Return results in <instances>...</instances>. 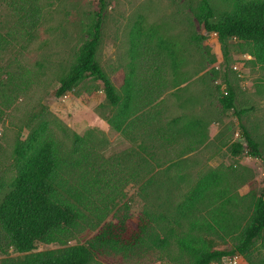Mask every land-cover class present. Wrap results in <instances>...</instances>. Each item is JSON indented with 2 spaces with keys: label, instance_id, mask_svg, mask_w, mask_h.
I'll return each mask as SVG.
<instances>
[{
  "label": "rangeland",
  "instance_id": "374dc122",
  "mask_svg": "<svg viewBox=\"0 0 264 264\" xmlns=\"http://www.w3.org/2000/svg\"><path fill=\"white\" fill-rule=\"evenodd\" d=\"M210 1L218 16L239 0ZM198 4L199 0H105L97 56L119 90L129 72L130 34L136 22H142L147 32L156 29L157 35L173 43L179 56L174 71L162 53L168 63V87L146 108L147 115L155 114L156 118L140 121L136 130L140 136L131 140L105 119L104 115L111 112L102 90L89 98L74 92L59 98L55 95L60 78L91 38L99 0H0V32L12 36L0 65L29 68L37 79L30 94L21 97L0 121L1 195L9 191L15 175L14 141L18 134L23 138L29 134L28 122L44 108L50 130L63 145L70 150L75 135L80 136L81 151H89V160L103 172L96 198L115 197L119 206L129 202L134 217L140 206L146 207L155 216H165L159 221L161 227L178 234L189 231L196 221L222 222L219 227H196L194 232L211 240L215 248L231 249L235 232L252 214V192L260 194L264 187L262 161L246 153L234 156L230 149L233 142H244L243 123L260 141L264 155V65L241 52L235 39L230 40L229 59H224L217 34L207 32L196 18ZM228 82L236 92L237 108H252L241 120L233 110H224L220 102ZM87 83L93 82L88 79ZM79 90L84 92L82 87ZM187 118L199 120L201 126L187 128ZM158 128L164 129L168 138L158 136ZM142 142L154 153L147 157L150 174L131 181L124 171L141 161L139 155L145 156L139 150ZM217 169L227 176L220 185L227 193L212 189L197 205L185 201L198 180ZM142 186L146 187L145 194L140 192ZM95 231L85 224L66 245L38 243L35 251L84 244ZM22 256L11 250L8 256L0 255V260ZM254 259L255 263L264 259V246ZM94 264L116 262L98 259ZM213 264L250 263L236 254Z\"/></svg>",
  "mask_w": 264,
  "mask_h": 264
},
{
  "label": "trees",
  "instance_id": "16d2710c",
  "mask_svg": "<svg viewBox=\"0 0 264 264\" xmlns=\"http://www.w3.org/2000/svg\"><path fill=\"white\" fill-rule=\"evenodd\" d=\"M99 3L91 38L83 43L75 61L60 78L55 95L59 98L74 92L89 98L102 90L111 112L104 115L105 119L114 130L135 140L140 136L136 131L140 121L156 118L155 114L147 115V106L158 101L168 87V63L162 53L170 59L174 71L179 56L173 43L157 35L156 29L147 32L142 22H136L130 34L129 72L119 90L97 56L105 0ZM195 15L207 32L217 34L224 59H229L230 40L235 39L241 52L264 65V0H239L231 10L218 16L210 0H199ZM11 43V34L0 32V60ZM88 79L93 83H87ZM36 82L29 68L0 65V121L21 97L30 94ZM235 101L236 92L228 82L220 102L224 110H233L241 120L252 108L238 109ZM44 115V108L34 113L28 122L29 134L25 138L18 134L14 141L15 175L9 191L3 195L0 192V255L8 256L12 250L24 256L5 257L0 264H94L98 259H114L116 264H213L236 254L250 264H264V259L258 263L254 259L264 246V187L260 194L252 192V214L235 232L232 248L218 249L194 229L213 224L219 227L222 222L196 221L189 231L178 234L174 229L161 227L159 221L165 216H155L146 207L140 206L134 217L129 202L119 206L115 197L96 198L103 172H98L89 160V151H81L82 138L75 135L74 147L68 150L50 130ZM184 125L191 129L201 126V122L187 118ZM240 128L245 143L233 142L231 153H246L264 165L260 141L243 123ZM165 133L164 129H157L162 139L168 138ZM139 150L145 156L139 155L141 161L124 171L129 180L136 182L150 174L147 157L154 154L146 142L140 144ZM225 180L223 170L210 171L190 189L185 201L197 205L212 189L226 194L220 189ZM140 192L145 194L146 187L142 186ZM109 216L111 219L106 220ZM85 224L96 231L84 244L35 251L38 243L66 245Z\"/></svg>",
  "mask_w": 264,
  "mask_h": 264
}]
</instances>
